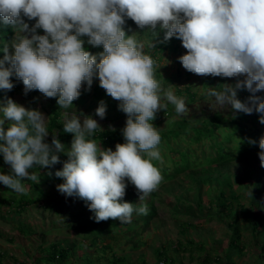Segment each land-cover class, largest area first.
<instances>
[{
    "label": "clouds",
    "instance_id": "clouds-1",
    "mask_svg": "<svg viewBox=\"0 0 264 264\" xmlns=\"http://www.w3.org/2000/svg\"><path fill=\"white\" fill-rule=\"evenodd\" d=\"M25 17L36 23L30 27ZM0 19L16 32L13 51L8 45L0 49L4 53L0 89L12 90L10 77L15 75L23 82L25 95L38 90L47 98H57L59 108L65 109L63 131L73 134L70 149L56 133L47 142L49 118L7 99L0 107V155L11 171L0 173V183L16 193L26 191L25 180L39 183V175L29 170L49 169L52 175V166L60 162L55 153L64 152L68 159L55 172L64 181L57 191L85 201L96 222L112 219L126 224L134 212L141 215L135 220L148 214L146 204L136 206L123 197L130 183L142 202L163 180L153 163H162V156L161 136L152 121L167 108L162 100L174 105L178 115L189 109L183 98L164 90L155 78V61L137 35L126 33L127 19L153 34L159 26L164 31L162 42L181 40L187 51L178 59L190 73L244 76L220 90L209 87L207 95L218 109L230 105L234 113H259L264 124V97L256 95L264 91V0H0ZM37 29H43L44 35ZM82 37L93 47L102 45L103 51L93 55L85 50ZM94 77L127 116L121 129L125 142L117 143L115 151L92 139L98 131L104 132L96 119L68 111L81 95L82 84L86 82L90 90ZM242 89L251 93L247 101L237 98ZM106 111L107 105L100 101L95 115L103 120ZM5 120L10 122L6 131ZM259 148L264 167V136Z\"/></svg>",
    "mask_w": 264,
    "mask_h": 264
},
{
    "label": "rangeland",
    "instance_id": "rangeland-1",
    "mask_svg": "<svg viewBox=\"0 0 264 264\" xmlns=\"http://www.w3.org/2000/svg\"><path fill=\"white\" fill-rule=\"evenodd\" d=\"M24 19L30 27L36 23L35 19ZM10 27L12 35L0 43V49L8 45L9 51L12 52L11 43L16 37V32ZM124 27L128 35H137V39L144 44L145 52L155 61V78L162 88L171 89L178 98H183L188 106V112L178 115L174 105L162 100L161 103H166L167 108L159 111L152 121L159 132L172 128L180 130V125L185 124L197 128L198 121L216 115H219L222 121L236 118L238 124L245 126V129L249 128L250 125L242 116L249 117V114L234 113L230 105L218 109L214 98L207 95L209 87L220 90L223 84L234 85L237 79L243 80L244 76L225 78L190 73L178 59L187 51L183 48L181 40L173 37L167 42H162L164 31L159 26L155 34L148 28H138L135 23H126ZM37 34L44 35L43 29H37ZM0 36L6 37V33L0 32ZM82 39L85 41L84 47L87 48L85 50L93 55L103 51L102 45L93 47L87 44V37ZM152 43L154 47H150ZM2 53L0 50V59H3ZM10 79L16 92L12 96L0 97V107L6 105L7 99L11 98L28 109L41 111L47 118L54 110H58L61 115L65 111L59 108L57 98H47L38 90H31L25 95L23 82L15 75ZM97 88H101L98 77H94L90 90L86 82L82 84L81 95L73 101V109L68 111L75 110L78 115L81 112L91 115L101 127L110 124L124 127L127 116L119 110V101L106 92L100 98L95 97ZM250 95L246 89L237 91V98L241 101H247ZM256 95L264 97V91ZM100 101L107 105L106 117L103 120L95 115ZM0 118H3L2 112ZM9 124L10 122L5 120V131ZM51 137L52 133L49 131L46 140L50 142ZM180 152L184 153L185 149ZM158 166H161L160 161ZM43 191L52 196L41 197L36 204L23 212L8 205L0 208V264H42V257L46 253L42 254L41 250L55 243L61 248L73 250L70 263L84 264L88 259L91 264H108L106 260H95L98 254H102L101 244L98 249L90 248L89 243H85L86 241L76 234L123 224L112 219L96 222L94 213L89 210L85 201L77 197H66L59 193L54 185L43 187ZM220 191L224 192L223 198L233 205L231 213L227 208L218 207ZM123 201L136 206H149L150 202H153L158 209V216L148 226L139 224V231L135 229L133 232L124 233V238L114 244L113 250L119 257L124 258V264H157L159 252L171 259L173 264H200V260L205 256L210 260L220 258L219 264L264 262V167L261 166L259 155L238 159L225 166L182 172L173 180L160 185L158 190L142 202L139 201L137 192L126 189ZM138 216L141 215L134 212L131 222ZM253 218L259 219L260 224L257 229L252 230L249 221ZM235 231L242 235L241 243L244 244L243 250L238 253L228 251ZM134 234H139L142 242H145L140 244L137 250L132 249L136 237L127 241V238ZM190 242L198 246L193 247ZM177 243L188 246V249L176 248ZM103 256L108 258L110 252Z\"/></svg>",
    "mask_w": 264,
    "mask_h": 264
},
{
    "label": "trees",
    "instance_id": "trees-1",
    "mask_svg": "<svg viewBox=\"0 0 264 264\" xmlns=\"http://www.w3.org/2000/svg\"><path fill=\"white\" fill-rule=\"evenodd\" d=\"M126 23H134L131 19H127ZM0 32H5L6 37L0 36V43H3L7 38L11 37V27L6 26L0 19ZM87 49L86 47H84ZM3 54V53H2ZM16 92L13 88L10 91L0 89V97L12 96ZM105 93L102 88H97L94 92V96L100 98ZM259 113H252L249 117L242 115L247 122L249 128L245 129V126L238 124L236 118H231L229 121L220 120L219 115L214 117H208L201 121H198V127L193 128L192 125L187 124L180 125L181 129L172 128L167 131H161V142L158 145L159 151L162 156L161 166H158V161H153L163 176V180L160 185L165 182L171 181L178 174L186 171H194L204 167L211 166H225L231 164L238 159H245L251 156H257L261 151L259 148V140L261 136H264V124L259 122ZM221 121V122H220ZM113 126V124H110ZM105 125L102 127L104 132H97L92 139L100 141L102 148H112L115 151V145L117 143H124V138L121 134V129L118 126H113L116 130L111 131ZM48 130L53 134H57L60 142L65 146V149H70L73 134L63 131V118L58 110H54L48 119ZM52 138V137H51ZM249 139L254 140V144H250ZM48 142V141H47ZM51 142V141H50ZM49 142V143H50ZM185 152H180L184 150ZM55 151V150H54ZM60 158V162L53 165L51 168L52 175H48L49 169H33L29 170L36 172L39 175V183L33 181H23L26 191L23 194L14 192L8 189L2 183H0V208L4 206H13L20 212L25 211L28 207L36 204L41 197L51 195L49 192H44L43 187L57 186L63 183V178L55 176L57 170L63 168V163L68 159L64 152H56ZM11 171L10 166H6L3 161V156L0 155V173L9 174ZM159 185V186H160ZM128 191L137 192L132 184H128ZM224 192L220 191L218 207L229 209V213L233 208V205L223 198ZM51 198V197H50ZM10 204V205H9ZM148 207V214L143 216V219L133 220L132 222L123 224L122 226H108L104 230H95L90 233L78 232L76 234L80 239L85 240V243H89L90 248L98 249V245L101 244L102 254L96 256V261L100 262L106 260L108 264H124V258L118 256L117 252H114V244L118 243L124 238V233L133 232L137 229L139 231L140 226H148L149 223L158 216V209L150 202ZM140 224V226H139ZM249 224L253 229H257L260 224V220L253 218L249 221ZM134 240V246L132 249L137 250L140 244L143 245L139 234H134L132 237H128L127 241ZM242 235L235 231L230 243L229 252H241L244 248V244L241 243ZM193 244V247H197V244ZM202 247V246H199ZM176 248L187 250L188 246L177 243ZM264 249V244L262 245ZM73 250L71 248H61L59 244H51V247L41 250L42 264H73L70 263ZM110 252V256L106 258L105 255ZM207 253L205 252V255ZM220 258L216 257L214 260H210L208 256L203 257L200 260V264H219ZM84 264H91L86 259ZM157 264H173L171 259H168L162 252L158 253ZM257 264H264L257 263Z\"/></svg>",
    "mask_w": 264,
    "mask_h": 264
}]
</instances>
